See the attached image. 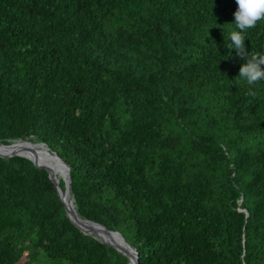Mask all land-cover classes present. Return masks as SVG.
Masks as SVG:
<instances>
[{"label": "trees", "instance_id": "trees-1", "mask_svg": "<svg viewBox=\"0 0 264 264\" xmlns=\"http://www.w3.org/2000/svg\"><path fill=\"white\" fill-rule=\"evenodd\" d=\"M237 7L0 0V141L59 154L80 217L137 264H264V80L238 77L264 21L230 50ZM56 177L0 155V264H130L79 227Z\"/></svg>", "mask_w": 264, "mask_h": 264}, {"label": "water", "instance_id": "water-1", "mask_svg": "<svg viewBox=\"0 0 264 264\" xmlns=\"http://www.w3.org/2000/svg\"><path fill=\"white\" fill-rule=\"evenodd\" d=\"M20 142H23L26 145L25 147H21L18 149H14L11 151H6V152H1L0 151V155L2 156H10V155H21V156H25L29 159H31L32 161H34L35 163H48V167H49V171L52 172V166H51V160H54L55 162H57L60 166L63 167L64 174L61 175L64 177L65 179V189H63L60 184V177H56L55 178V183L58 189V192L62 198V200L64 201L68 214L77 222V224L79 225V227L86 233L99 238L101 241L103 242H107L108 244L114 245L117 248H119L120 250H122L123 252H125L129 259H130V264H137V259H138V252L136 250V248L128 241L126 240V238L118 231H114V230H109L95 222L89 221L87 219H84L82 217H80V215L78 214V211L76 209V205L74 203V206H72L69 202L68 196L71 195L73 197V200L75 201L74 196L71 194V174H70V167L69 165L63 160V158L61 156H59V154L51 152L47 149V147L44 145V155L47 157L46 159H43L37 149L34 147L35 145H40L43 146L42 143H36V142H31L28 140H23L21 138L19 139H15L13 140V142L9 143V144H5L2 143L0 141V146L3 147H13L16 144H19ZM29 144V145H28ZM85 224H88L89 226L92 227V232L90 231H86L83 226ZM130 249L133 250L134 252V257L133 260L130 257Z\"/></svg>", "mask_w": 264, "mask_h": 264}, {"label": "clouds", "instance_id": "clouds-1", "mask_svg": "<svg viewBox=\"0 0 264 264\" xmlns=\"http://www.w3.org/2000/svg\"><path fill=\"white\" fill-rule=\"evenodd\" d=\"M236 4L238 7L234 13V22L239 31L229 33L231 43L227 46L230 50L235 49L238 54H243L245 36L242 33L264 21V0H236ZM261 65H264V55H250V59L241 65L238 77L244 79L249 86L264 80V68ZM246 94L254 96L255 92L250 87Z\"/></svg>", "mask_w": 264, "mask_h": 264}, {"label": "bare ground", "instance_id": "bare-ground-1", "mask_svg": "<svg viewBox=\"0 0 264 264\" xmlns=\"http://www.w3.org/2000/svg\"><path fill=\"white\" fill-rule=\"evenodd\" d=\"M29 145V144H28ZM21 147H25L26 148V145L23 143V142H20L19 144H16L15 146L13 147H3V146H0V151L1 152H6V151H11V150H14V149H18V148H21ZM39 155L43 158V159H46L47 157L44 155V146H40V145H35L34 146ZM51 166H52V172L56 173L57 174V177L61 176L64 174V169L62 166H60L57 162H55L54 160H51ZM68 199H69V202L72 206H74V200H73V197L71 195L68 196ZM83 228L86 230V231H90L92 232V227L89 226L88 224H85L83 226ZM130 257L131 259L133 260V257H134V252L132 249H130Z\"/></svg>", "mask_w": 264, "mask_h": 264}, {"label": "rangeland", "instance_id": "rangeland-1", "mask_svg": "<svg viewBox=\"0 0 264 264\" xmlns=\"http://www.w3.org/2000/svg\"><path fill=\"white\" fill-rule=\"evenodd\" d=\"M39 143V142H38ZM41 144V143H40ZM43 145V144H42ZM44 146V145H43Z\"/></svg>", "mask_w": 264, "mask_h": 264}]
</instances>
